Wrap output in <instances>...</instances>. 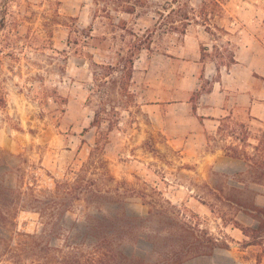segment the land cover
<instances>
[{
  "label": "rangeland",
  "instance_id": "obj_1",
  "mask_svg": "<svg viewBox=\"0 0 264 264\" xmlns=\"http://www.w3.org/2000/svg\"><path fill=\"white\" fill-rule=\"evenodd\" d=\"M167 1L139 0L130 14L95 0H0V185L41 198V190L54 189L89 162L99 137L90 127L93 62L112 61L125 41L145 39ZM221 1L226 17L216 19L240 66L203 63L201 45L213 42L204 26H189L185 34L171 26L157 30L135 59L133 97L104 146L115 182L90 176L126 188H120L125 210L142 217V231L154 241H163L164 216H172L203 241L227 244L182 264H264V240L248 245L253 239L241 229L263 228L264 214L236 203L249 199L264 209V123L249 122L242 107L203 139L195 118L214 87L216 100L231 103L249 93L256 100L264 96V0ZM199 2L189 0L195 7ZM90 33L94 37L86 39ZM71 36L80 43H71ZM83 204L68 217H81ZM28 205L14 225L0 227V245L32 243L25 233L41 234L40 214ZM160 205L165 215L158 216ZM117 209V203L105 208ZM51 243L66 248L67 241L60 236ZM5 258L0 264H9Z\"/></svg>",
  "mask_w": 264,
  "mask_h": 264
},
{
  "label": "trees",
  "instance_id": "obj_2",
  "mask_svg": "<svg viewBox=\"0 0 264 264\" xmlns=\"http://www.w3.org/2000/svg\"><path fill=\"white\" fill-rule=\"evenodd\" d=\"M138 1L95 0V3H103L104 8L115 7L116 10L133 14ZM157 13L159 20L155 24V30L150 31L145 39L138 36L133 42L125 41V45L114 51L112 61L93 62L95 68L88 102L94 107L90 127L98 128L99 137L89 162L76 171L74 177L57 182L54 189L41 190V198L34 195L31 197L30 194L26 196L22 190L0 185L1 228L14 225L19 209L29 208L30 203L32 209L39 212L42 224L41 234L25 233L26 236L34 238V242L0 245V259L6 257L5 262L9 264H25L32 256L37 257L36 264H182L198 256L211 255L217 247L227 246L210 237L203 241V235L199 236L194 228L172 216H164L162 227L167 235L160 237L164 238L163 241H154L152 236L142 231V217L129 214L125 210L122 198L125 193L120 189L124 186L120 183H117L116 187L105 186L97 178L90 176V172L99 174V179L101 178L104 184L115 182L103 157L104 146L109 141V131L120 127L121 109L127 108L130 98L133 97L130 87L135 59L144 46H151L157 30L171 26L170 28L185 34L189 26H204L213 42L211 47L201 45L203 63L210 60L217 69L221 66L230 69L238 63L231 43L223 39L228 31L216 19L226 17L221 0H200L196 7L191 5L189 0H170L163 5V10L159 9ZM120 21L125 23L123 19ZM74 32L80 34L79 28ZM92 37L94 36L90 33L86 39ZM79 40L78 36H71L69 41L78 44ZM83 41L87 42L85 39ZM106 122L107 130H104L102 125ZM81 202L85 208L82 216L69 218L68 213ZM114 203L118 205L116 211L111 213L105 210L106 206ZM236 203L247 208L246 210L250 208L264 214V209L253 207L249 199ZM159 207L162 212L156 210L158 216L165 215L166 207ZM150 213L152 214V211ZM241 229L253 239L248 241V245L264 240L262 226H259V230L247 227ZM189 235L194 241L188 240ZM60 236L65 237L66 248H59L51 243V240Z\"/></svg>",
  "mask_w": 264,
  "mask_h": 264
},
{
  "label": "crops",
  "instance_id": "obj_3",
  "mask_svg": "<svg viewBox=\"0 0 264 264\" xmlns=\"http://www.w3.org/2000/svg\"><path fill=\"white\" fill-rule=\"evenodd\" d=\"M240 64V60H238L235 66L239 67ZM253 82V86L256 87V81ZM214 93L215 87L207 92L205 97L203 95V105L197 107V109L203 112L195 114L197 123L203 128V139L206 138L210 128L218 127L221 122L228 118H233L235 110L241 109L242 107L247 111L246 114L249 122L264 123V96L256 100L249 93L247 94V99L245 98L231 103L226 97L222 100H216ZM253 93L255 94L254 88Z\"/></svg>",
  "mask_w": 264,
  "mask_h": 264
}]
</instances>
